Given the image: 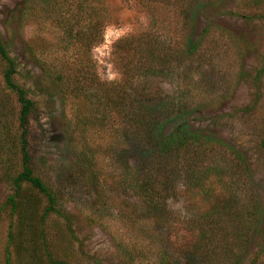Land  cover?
Instances as JSON below:
<instances>
[{"label":"rangeland","instance_id":"374dc122","mask_svg":"<svg viewBox=\"0 0 264 264\" xmlns=\"http://www.w3.org/2000/svg\"><path fill=\"white\" fill-rule=\"evenodd\" d=\"M48 1L0 0V42L15 61L14 80L27 90L36 108L28 121L31 168L53 198L52 211L44 214L46 198L23 185L15 211L0 207V264H127L118 256L113 239L125 234L119 214L126 213L127 195H132L120 181L127 167L114 162L116 154L124 158L127 142L118 135L121 114L102 112L107 106L101 94L109 84L126 90L125 69L130 74L135 60L131 53L122 59L116 45L126 36L154 30L166 41L195 40L203 27L205 37L186 74L174 70L149 76L144 95L150 103L178 106L180 102V107L186 103L192 110L190 126L243 154L249 174L245 178L235 154L220 145L196 162L195 169L221 171L218 179L210 175L205 179L204 187L212 189L210 197L195 189L185 193L178 185L169 192L167 203L180 219L186 212L198 216L233 194L235 201L220 219L227 223L226 214L239 207L236 202L251 203L263 231L239 264H264V246L258 245L264 240V154L259 151L264 122V26L260 20L264 0H102L105 18L97 30L98 41L79 57L68 43L59 49L65 36L58 21L52 23L65 16L72 24L73 8L66 15L63 10L52 12ZM62 56L69 67L43 70L37 65V61L45 66L44 60L55 62ZM81 64L88 66V72L78 75L71 70ZM60 70L69 76L58 80ZM132 86H127L129 95L134 93ZM74 87L82 92L77 94ZM118 94L127 101V93ZM17 110L13 94L0 79V124L4 121L7 133L16 127ZM2 141L0 135V145L9 139ZM130 155L128 165L139 166L133 150ZM8 164L7 173L17 169L15 162ZM5 173L0 168V206L12 193ZM232 180L237 183L228 186ZM147 248L152 254L142 263L156 264L155 246Z\"/></svg>","mask_w":264,"mask_h":264},{"label":"trees","instance_id":"16d2710c","mask_svg":"<svg viewBox=\"0 0 264 264\" xmlns=\"http://www.w3.org/2000/svg\"><path fill=\"white\" fill-rule=\"evenodd\" d=\"M192 1L195 2V0ZM48 2L50 3L48 7L52 12L63 10L66 15V12L73 8L70 12L73 18L72 24H69L65 16L62 20L52 21L53 24L58 21V24L62 26L61 34L65 36L61 40L63 46L59 49L66 48L65 45L68 43V46L73 47V52H76V57H79L80 53L88 52L91 46L98 41L97 30L99 31L105 18L103 1L50 0ZM260 20L264 26V12L260 15ZM205 31L203 27L199 37L195 40L185 37L182 40L169 38L167 41L166 38H160L155 30L151 31L152 33L141 31L136 35L122 38L116 45L122 59L131 53L135 60L132 70L128 67L130 74L127 73V67L125 69L126 90L123 91L109 84L110 88H105L101 94L107 106L102 112L110 114L115 111L121 114L117 125V129L120 130L118 135L127 142V149L122 150L124 158L120 159L121 156L116 154L118 158H115L114 162L119 164V167L122 164L127 167V174L120 181L122 186L127 188V192L132 195H127V211H124L126 213L119 214L125 234L120 237L113 236L117 254L125 258L127 264H138L139 262L141 264L149 255L151 257L152 253L147 248L149 245L155 246L157 250L154 256L156 264H239L246 255V251L256 242V235H262V223L251 203L247 204L242 200L239 203L236 202L239 207L234 204L236 210L231 214H226L229 223L220 221L221 215L225 214L223 211L228 210L235 201L233 194H230L225 201H215L210 206L207 205L208 207L203 209L202 214L198 216L193 217L190 213L188 216L186 212V216L180 219L167 203L169 192L174 191L178 185L182 186L185 193L195 189L205 197H210L207 194L212 189L204 187L207 181L205 179L209 175L218 179L221 171L217 170L218 168L207 167L195 169L196 162L203 154L211 153L213 148L220 147V145L235 154L244 177H248L249 174L243 154L235 152L221 140L204 135L190 126L188 117L192 110L187 109L186 103L181 107L180 102H177L178 106L174 103L167 105L161 102L159 104L157 101L150 103L144 95L147 77L170 74L174 70H182L183 74L187 71L193 55L202 45ZM54 57L56 56L50 58ZM0 63L2 65L1 83L8 92L13 94L18 107L15 118L16 127L12 130V134L7 133L4 121L0 124L2 143L9 139L6 145H0V168L7 173L8 163L10 166H13V162L17 165V169L7 173L10 177L12 193L5 197L3 206L0 207H9L11 212L15 211L16 197L20 195L19 191L21 192L22 186L25 185L37 190L46 198L47 206L44 208V214H47L52 211V194L34 175L28 149V121L36 108L32 99L28 97L27 90L14 80L15 61L8 55L5 45L1 42ZM43 63H46L45 66L37 61V65L43 70L69 67L64 61V56L57 57L55 62L47 63L44 60ZM180 65H183L182 69ZM71 70H76L80 75L88 72V66L81 64L73 66ZM62 76L68 77L69 75L64 70H60L58 80ZM130 76L134 78L130 80ZM127 86H132L134 93L129 95ZM73 90L77 94L82 92L76 87ZM61 91H63L62 88ZM121 91L127 93V101L118 98V93H122ZM113 93L116 97L112 96ZM88 97L91 98L90 95ZM173 111L176 112L175 115H172ZM210 141H213L212 146L207 145ZM132 150L139 160V166L130 167L128 165ZM259 151L264 154V122L259 140ZM216 181L219 182V180ZM236 183L237 181L232 180L228 186H234ZM207 184L210 185L209 182ZM205 202L208 203L207 198ZM154 231L158 234L154 235ZM263 242L264 240L258 244L261 249L264 246ZM6 264H8L7 261Z\"/></svg>","mask_w":264,"mask_h":264}]
</instances>
